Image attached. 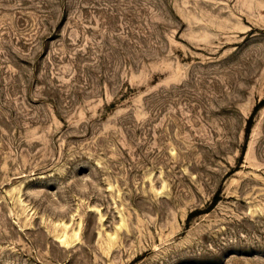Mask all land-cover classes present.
<instances>
[{
  "label": "rangeland",
  "instance_id": "obj_1",
  "mask_svg": "<svg viewBox=\"0 0 264 264\" xmlns=\"http://www.w3.org/2000/svg\"><path fill=\"white\" fill-rule=\"evenodd\" d=\"M0 264H264V0H0Z\"/></svg>",
  "mask_w": 264,
  "mask_h": 264
},
{
  "label": "bare ground",
  "instance_id": "obj_2",
  "mask_svg": "<svg viewBox=\"0 0 264 264\" xmlns=\"http://www.w3.org/2000/svg\"><path fill=\"white\" fill-rule=\"evenodd\" d=\"M62 239V238H61ZM60 240V239H59Z\"/></svg>",
  "mask_w": 264,
  "mask_h": 264
}]
</instances>
